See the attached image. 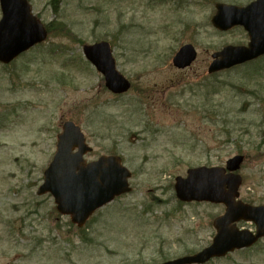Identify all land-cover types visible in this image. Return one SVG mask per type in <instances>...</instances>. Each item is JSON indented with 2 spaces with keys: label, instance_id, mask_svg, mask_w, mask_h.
I'll use <instances>...</instances> for the list:
<instances>
[{
  "label": "rangeland",
  "instance_id": "1",
  "mask_svg": "<svg viewBox=\"0 0 264 264\" xmlns=\"http://www.w3.org/2000/svg\"><path fill=\"white\" fill-rule=\"evenodd\" d=\"M250 1L59 0L55 14L53 0H27L55 29L0 64V264H156L195 253L210 244L224 209L178 202L174 180L235 155L244 157L240 200L264 205V57L206 72L212 53L248 42L241 29L212 28L214 4ZM100 41L132 84L122 96L83 57V45ZM185 44L197 58L177 70L171 59ZM68 120L92 148L87 160L117 155L132 172V191L81 230L49 195H36ZM208 264H264V240Z\"/></svg>",
  "mask_w": 264,
  "mask_h": 264
},
{
  "label": "water",
  "instance_id": "2",
  "mask_svg": "<svg viewBox=\"0 0 264 264\" xmlns=\"http://www.w3.org/2000/svg\"><path fill=\"white\" fill-rule=\"evenodd\" d=\"M0 63L9 64L20 54L43 42L47 33L32 16L26 0H0ZM211 24L219 31L242 26L247 32L246 47L227 46L214 53L208 74L227 70L264 55V0H255L245 7L217 4ZM85 58L103 75L105 87L113 94L125 93L129 82L115 70L109 44L96 43L83 47ZM196 58L192 45L182 46L172 58L177 69L189 67ZM91 152L80 128L67 121L57 135L56 152L43 173V184L37 195L50 193L57 211L68 215L72 224L82 227L98 209L115 197L131 191L130 172L117 156H101L87 163L84 156ZM243 158L236 156L222 168L189 169L185 178L177 177L176 198L183 203L210 202L223 204V216L213 222L216 229L211 244L195 255L160 264H204L212 258L224 257L234 250L248 248L264 237V206H250L236 201L241 178L232 172L239 169ZM253 222L256 233L238 230L235 223Z\"/></svg>",
  "mask_w": 264,
  "mask_h": 264
},
{
  "label": "trees",
  "instance_id": "3",
  "mask_svg": "<svg viewBox=\"0 0 264 264\" xmlns=\"http://www.w3.org/2000/svg\"><path fill=\"white\" fill-rule=\"evenodd\" d=\"M53 5H52V8H53V12L55 13V14H57L58 13V11H57V3H59V0H53ZM53 24L52 23H50V25H47V30H48V32L49 33H51L52 31H54L53 29H55V27L53 28ZM53 28V29H52Z\"/></svg>",
  "mask_w": 264,
  "mask_h": 264
},
{
  "label": "flooded vegetation",
  "instance_id": "4",
  "mask_svg": "<svg viewBox=\"0 0 264 264\" xmlns=\"http://www.w3.org/2000/svg\"><path fill=\"white\" fill-rule=\"evenodd\" d=\"M254 228V227H253Z\"/></svg>",
  "mask_w": 264,
  "mask_h": 264
}]
</instances>
